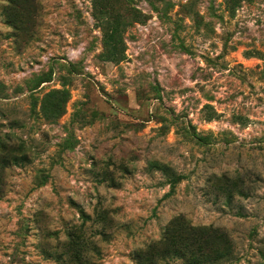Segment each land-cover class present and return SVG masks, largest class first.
I'll use <instances>...</instances> for the list:
<instances>
[{"label":"rangeland","instance_id":"obj_1","mask_svg":"<svg viewBox=\"0 0 264 264\" xmlns=\"http://www.w3.org/2000/svg\"><path fill=\"white\" fill-rule=\"evenodd\" d=\"M178 217L264 264V0H0V264H138Z\"/></svg>","mask_w":264,"mask_h":264},{"label":"trees","instance_id":"obj_2","mask_svg":"<svg viewBox=\"0 0 264 264\" xmlns=\"http://www.w3.org/2000/svg\"><path fill=\"white\" fill-rule=\"evenodd\" d=\"M151 167L161 170L170 178L173 187L180 182L181 177L169 165L152 162ZM210 235L216 238L214 245L209 241ZM218 238L223 240V246L222 243L221 246L217 245L220 243ZM232 255L233 242L227 235L214 229L194 227L184 217H178L170 223L167 237L137 251L136 260L138 264H160L166 259L179 257L187 264H218Z\"/></svg>","mask_w":264,"mask_h":264}]
</instances>
